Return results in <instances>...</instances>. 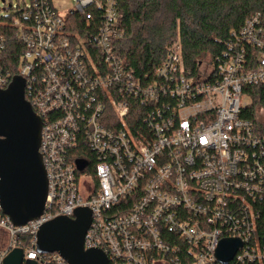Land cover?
<instances>
[{
    "label": "built area",
    "instance_id": "1",
    "mask_svg": "<svg viewBox=\"0 0 264 264\" xmlns=\"http://www.w3.org/2000/svg\"><path fill=\"white\" fill-rule=\"evenodd\" d=\"M118 1L75 0L62 15L55 0H30L13 19L24 47L16 76L42 120L48 196L42 216L22 227L0 206V229L9 236L0 264L22 249L19 236L30 237L25 260L68 264L38 252L37 233L82 208L92 213L85 249L101 250L109 264H220L216 251L230 238L243 243L230 264H264V241L255 234L264 136L242 118L245 87L264 85L260 17L228 43L216 69L203 65L192 76L174 45L150 80L119 56ZM5 50L0 41L2 90L16 77L2 66ZM138 104L154 108L139 136L129 126ZM78 160L87 163L82 171Z\"/></svg>",
    "mask_w": 264,
    "mask_h": 264
},
{
    "label": "trees",
    "instance_id": "2",
    "mask_svg": "<svg viewBox=\"0 0 264 264\" xmlns=\"http://www.w3.org/2000/svg\"><path fill=\"white\" fill-rule=\"evenodd\" d=\"M18 11H22L19 3L17 9L6 2L0 6V41L6 44L2 66L12 76L19 73L24 52L13 27ZM118 13L123 32L117 47L119 56L127 70L138 77L147 75L150 80L156 78L157 69L174 45L180 48L184 70L199 76L203 65L216 69L223 62L228 43H235L236 35L249 20L259 16L264 29V0H119ZM76 23L86 28L84 19L77 15ZM251 52L249 49L247 55ZM244 93L251 102L242 118L264 136V85L245 87ZM153 110L139 104L133 107L129 126L135 135L148 128L145 120ZM255 210V234L259 241H264V203L256 204ZM5 240L6 234L2 233L0 252L6 246ZM18 240L21 248L26 249L30 237L19 236Z\"/></svg>",
    "mask_w": 264,
    "mask_h": 264
},
{
    "label": "water",
    "instance_id": "3",
    "mask_svg": "<svg viewBox=\"0 0 264 264\" xmlns=\"http://www.w3.org/2000/svg\"><path fill=\"white\" fill-rule=\"evenodd\" d=\"M5 3V0H2ZM25 80L19 76L5 90L0 89V206L15 227L42 216L48 196V180L39 152L42 120L25 97ZM79 171L87 163L76 162ZM92 223L89 209H79L75 219L57 218L40 228L37 251L58 253L68 264H109L98 249H85ZM243 247L239 239H224L216 251L220 264H230ZM24 250L13 249L2 264H36L25 260Z\"/></svg>",
    "mask_w": 264,
    "mask_h": 264
},
{
    "label": "rangeland",
    "instance_id": "4",
    "mask_svg": "<svg viewBox=\"0 0 264 264\" xmlns=\"http://www.w3.org/2000/svg\"><path fill=\"white\" fill-rule=\"evenodd\" d=\"M5 2L8 5L11 3L13 8L17 9L18 3L21 5V7H23L24 4L30 3V0H5ZM55 3L59 8L60 14H62V15H65L67 12L73 10L75 8V5H76L75 0H55ZM0 6L1 7L4 6V4L2 3V0H0ZM3 14L6 15L8 13L4 12ZM207 68H208V65L205 64L203 67V70L205 71V70H207ZM250 102H251L250 99H243V104H245V105L250 104ZM2 233L6 234L5 242H6V246H7L9 236L4 230L0 229V235H2ZM5 247H3V249H5Z\"/></svg>",
    "mask_w": 264,
    "mask_h": 264
}]
</instances>
